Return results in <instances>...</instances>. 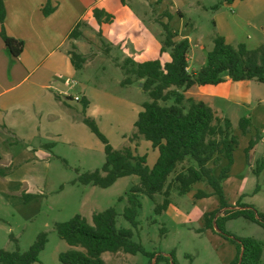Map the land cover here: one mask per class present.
<instances>
[{
  "label": "rangeland",
  "instance_id": "obj_1",
  "mask_svg": "<svg viewBox=\"0 0 264 264\" xmlns=\"http://www.w3.org/2000/svg\"><path fill=\"white\" fill-rule=\"evenodd\" d=\"M218 1L158 0L148 5L147 0H126L133 16L144 24L140 30L138 25L128 24L133 17L126 8L115 11L121 2L114 0L115 6H108V11L117 12L112 25L109 22L98 24L91 14L82 21V35L78 39H69L67 48H72L73 43L76 51L85 57L73 76V92L80 94V99L74 101L86 111L85 116L94 119L113 148L130 145L138 154L146 155L149 167L157 158V150L145 139L130 141L141 103L149 97L141 83L121 84L124 73L120 64L127 55L139 58L151 55L148 47L151 40L161 45L163 28L159 20L175 31L181 23L179 35L184 32L191 38L189 70L205 60V51L215 34L224 36L231 44L243 42L248 48L264 44V0H236L233 4L213 7ZM226 86L230 87L229 95L232 94L229 101L204 95L208 93L197 87L183 93L186 97L205 99L216 114L230 119L232 133L237 136L228 177L221 183L226 203L229 206L237 202L251 204L264 211V170L260 173V162L264 158V83L243 80L231 81ZM82 97L87 99V104ZM184 103L188 105L187 100ZM71 112L73 118L82 122L80 127H69L62 121L58 128H51L59 131L61 136L53 153L49 158L45 157L43 163L38 162V170L24 171L23 182H12L7 191L0 192V248L13 250L17 244L21 251L26 250L36 235L44 231L47 242L39 252V260L32 264H61L58 255L68 248V244L57 235L54 223L68 220L75 214L90 220L93 212L114 207L117 227L130 228L132 239L140 242L151 256L104 252L102 257L107 264H231L236 255L234 244L219 235L214 227L204 226L203 215L220 206L217 195L195 196L198 189L211 192L205 182L195 183L185 194L173 189L168 207L160 214L154 212V206L162 201V195L156 194L154 200L141 195L136 227L122 216L126 195L130 187L138 183L136 175L120 177L107 187L72 183L80 173L100 168L105 154L103 143L80 120V109L72 108ZM242 117L250 120L245 134H241L238 125ZM251 140H255L254 145L258 147L249 152L250 149L246 155L245 149ZM23 149L21 143L11 147L12 151L20 153L18 158L25 155ZM15 162L7 168L8 172L24 164ZM224 163L208 164L216 171ZM3 187L0 184V188ZM26 189L37 195L23 198ZM224 229L232 235L260 241L261 262L264 261L262 227L238 217L227 220ZM157 255L160 257L155 259Z\"/></svg>",
  "mask_w": 264,
  "mask_h": 264
},
{
  "label": "trees",
  "instance_id": "obj_2",
  "mask_svg": "<svg viewBox=\"0 0 264 264\" xmlns=\"http://www.w3.org/2000/svg\"><path fill=\"white\" fill-rule=\"evenodd\" d=\"M233 1L219 0L213 7L221 3L231 4ZM120 2L125 4L126 0ZM51 10L48 5L43 8L44 14ZM91 13L98 24L110 23L114 17L98 6L92 7ZM4 14L3 1L0 0V37L8 53L17 57L23 49V41L6 34ZM159 22L163 28V39L154 55L145 60L125 57L120 64L124 73L121 84L141 83V88L149 97L148 101L141 103L130 141L138 138L148 141L157 150L156 160L149 167L146 155L138 154L130 145L113 148L99 131L94 119L84 115L83 122L103 143L105 158L100 168L80 173L72 183L107 187L120 177L136 175L138 183L130 187L122 213L123 218L136 227L141 195L154 200L156 194H161L162 201L154 206V212L160 214L168 207L173 189L179 194H185L195 183L205 182L211 192L198 189L195 196L202 198L217 195L220 206L203 215L204 226L214 227L219 235L234 244L236 255L231 264H264V261L261 262L260 241L248 236L238 237L224 229L227 220L238 217L264 229V211L241 202L229 206L224 198L221 183L228 177L232 153L237 146V136L232 133L231 121L217 115L203 100L186 97L183 93L192 86L216 85L226 79L233 82L255 80L264 83V44L248 48L243 42L231 44L224 36L215 34L211 49L205 52L204 62L196 70L189 71L188 38L175 39L178 34L167 23ZM81 24L82 22H78L73 27L68 35L69 39H78L82 35ZM67 53L75 70L80 69L85 57L76 51L75 44L72 43V48ZM185 100L188 102L187 106ZM83 102L88 103L86 99ZM238 125L241 134H245L250 120L242 117ZM255 143V140L249 141L245 149L246 155ZM51 145L46 144L47 147ZM221 161L225 163L216 171L208 164L212 162L213 166H218ZM5 170L7 168H0V175H4ZM35 195L37 194H22L25 199ZM116 216L114 207H108L93 212L90 220L84 215L75 214L68 220L55 222L53 226L57 235L68 244V248L59 253V262L107 264L102 253L118 251L149 256L141 243L132 239L133 231L130 228L117 227ZM46 242V232L41 231L26 250L21 251L17 244L13 250L0 248V264L37 262L39 252ZM159 257L157 255L155 259Z\"/></svg>",
  "mask_w": 264,
  "mask_h": 264
},
{
  "label": "crops",
  "instance_id": "obj_3",
  "mask_svg": "<svg viewBox=\"0 0 264 264\" xmlns=\"http://www.w3.org/2000/svg\"><path fill=\"white\" fill-rule=\"evenodd\" d=\"M2 1L5 10L3 26L6 34L23 41L21 53L17 57H13L4 47L0 37V168L10 167L14 164V160L17 161L15 163H24L18 165L14 171L5 170V174L0 175V184L4 186L0 188V192H5L7 187H11L12 182H18L17 180L23 182V178L26 177L22 175L24 171L38 170V166H40L38 162L41 163L45 157L49 158L53 153L55 144L61 136L59 131H52L51 128L55 129L62 121L69 127L78 125L80 127L82 123L73 118L71 112L72 108H79L81 111L80 120L86 113L74 101L80 99V94L73 92L75 91L73 76L76 70L67 53L69 50L67 48L68 35L73 27L85 18L91 17V9L95 6L114 15L110 25L117 18V12L124 8L133 17L128 24H136L140 30L144 24L133 16L126 3H120L115 10L117 12L108 11L109 5L115 6L114 0ZM155 1L158 0H147V3L150 5L149 3ZM46 5L52 10L44 14L43 8ZM179 14L182 18V14ZM181 27L182 24L179 23L178 30L171 29L178 34L175 39L186 37L191 45V38L186 33L183 32L181 36L179 35L182 33ZM225 40L227 41L226 38ZM210 41L207 50L212 47V39ZM73 42L76 43V41ZM160 46L156 44L155 40H151L148 46L152 52L151 55L145 58L130 55L126 57L145 60L152 57ZM230 82L229 79H226L216 85L192 87L207 92L208 94L204 95L209 97L229 101L232 94L229 95L230 87L226 86V83ZM199 99L203 100L201 97ZM64 141L73 142L66 139ZM20 143L23 145L25 155L18 158L20 153L18 150L12 151L11 147L18 146ZM46 144L53 145L47 147ZM257 147V144L254 145L249 152ZM46 163L48 164V162ZM249 166L251 167L250 162ZM260 169L261 173L264 170V158L260 162ZM16 175L19 176L16 177ZM28 190L26 189L25 193H34Z\"/></svg>",
  "mask_w": 264,
  "mask_h": 264
}]
</instances>
